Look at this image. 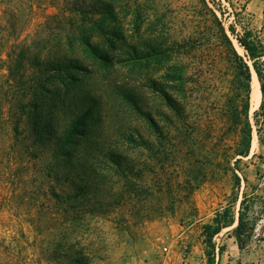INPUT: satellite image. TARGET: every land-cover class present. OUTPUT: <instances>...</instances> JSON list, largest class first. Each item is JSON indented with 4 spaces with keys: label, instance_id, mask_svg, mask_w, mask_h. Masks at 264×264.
Returning a JSON list of instances; mask_svg holds the SVG:
<instances>
[{
    "label": "rangeland",
    "instance_id": "374dc122",
    "mask_svg": "<svg viewBox=\"0 0 264 264\" xmlns=\"http://www.w3.org/2000/svg\"><path fill=\"white\" fill-rule=\"evenodd\" d=\"M95 1L0 0V264H206L211 246L214 264H264V224L254 232L264 218V107L250 80L244 110L226 39L246 58L229 26L264 36V0H102L111 13L93 14ZM75 8L104 59L78 40ZM71 57L80 65L69 87L98 101L94 144L79 149L95 168L83 199L39 170L50 156L34 154L23 113L31 96L9 75L20 66L27 86L35 60ZM111 153L125 177L110 169ZM223 210L232 223L208 243L204 224Z\"/></svg>",
    "mask_w": 264,
    "mask_h": 264
},
{
    "label": "trees",
    "instance_id": "16d2710c",
    "mask_svg": "<svg viewBox=\"0 0 264 264\" xmlns=\"http://www.w3.org/2000/svg\"><path fill=\"white\" fill-rule=\"evenodd\" d=\"M90 6L93 14L101 12L102 9H107V13H111V10L108 8L110 4L102 0H96ZM75 10L79 17L77 26L72 18L69 19L71 21V27L79 30L78 34H76L78 40L87 47L92 57L104 59L107 55L90 42V35L86 34L85 30L80 29L82 28L80 22L83 21V12H80V10L76 8ZM229 27L246 57L243 58L239 55L231 40L226 37L227 42L233 49L246 87V97L243 108L244 110L248 108L249 82L251 80L250 66H252L258 81L257 99L258 102H260L258 109L261 110L264 107V36L261 35L260 31H254L247 27H244L240 33L236 32L232 26ZM149 55L148 52H144L134 54V58L141 59ZM78 62L77 58L74 57L67 58L63 63L56 64L50 61L35 60L33 65L37 71L32 74L29 80L30 84L27 86L24 84L25 81L20 83L22 76L24 77L23 72H20V66L11 65L9 68V75L13 80L19 82L17 91L21 98H23L27 92H29L31 96L27 108H24L23 113H25L27 124L29 125L28 136L31 138V145L36 147L34 154L40 157L44 151H47L50 156V160L39 167V170L44 173L46 177L66 181L72 188L75 190L77 189L76 195L83 199L86 190L91 187L90 185L92 183L89 180L92 179L95 168L91 163L83 164L81 162L79 149H83L84 145L92 149L94 144L92 138L96 137L93 130L94 119L97 114L94 109L97 107L96 103L98 101L91 94L85 93L84 90L76 89V86L69 87L68 84L72 83L71 80H74L76 77L71 71L78 69L80 65ZM52 81H56L58 84H52ZM49 83L53 86H48ZM128 96L131 101L135 103L134 98L130 95ZM135 106L138 107L137 105ZM256 113L257 111L254 112L255 116L257 115ZM60 117L62 120L63 118L66 119L61 130H59L61 126ZM246 137L245 149L240 152L242 156H246L249 151L250 128H247ZM111 154L110 169L112 167L117 168V171L125 177V169L122 168L123 159L119 156H113V153ZM59 165H62L61 173L57 172ZM81 181H84V184H80ZM52 193L54 196H58L57 193ZM76 195L73 196V198H77ZM58 203L62 204L63 201L58 200ZM228 213V210H223L222 214H217L212 218L211 223L204 224V229H209V233H207L208 238L206 240L208 243L211 236L218 234L222 228L232 223V216ZM240 219L241 214H239V223L234 230L237 237L240 235ZM205 255L206 264H214L213 246H211V249L205 250Z\"/></svg>",
    "mask_w": 264,
    "mask_h": 264
},
{
    "label": "crops",
    "instance_id": "0c3cea01",
    "mask_svg": "<svg viewBox=\"0 0 264 264\" xmlns=\"http://www.w3.org/2000/svg\"><path fill=\"white\" fill-rule=\"evenodd\" d=\"M221 233V232H220ZM222 234V233H221ZM220 234V235H221ZM226 243H227V246L229 245V250H230V253L234 252V249L236 248V241L234 239V237L231 235V236H227V239H226ZM228 255V254H227ZM223 261V255H221V258H220V262Z\"/></svg>",
    "mask_w": 264,
    "mask_h": 264
},
{
    "label": "bare ground",
    "instance_id": "6f19581e",
    "mask_svg": "<svg viewBox=\"0 0 264 264\" xmlns=\"http://www.w3.org/2000/svg\"><path fill=\"white\" fill-rule=\"evenodd\" d=\"M251 80H252V82H251L252 83V100L254 101L255 95H256V88H257V79H256V76H255L254 73H253V76H252Z\"/></svg>",
    "mask_w": 264,
    "mask_h": 264
},
{
    "label": "built area",
    "instance_id": "2783aa9c",
    "mask_svg": "<svg viewBox=\"0 0 264 264\" xmlns=\"http://www.w3.org/2000/svg\"><path fill=\"white\" fill-rule=\"evenodd\" d=\"M262 224H264V218H262L259 222L256 223L254 232L256 235H258V231L260 229V227L262 226Z\"/></svg>",
    "mask_w": 264,
    "mask_h": 264
}]
</instances>
